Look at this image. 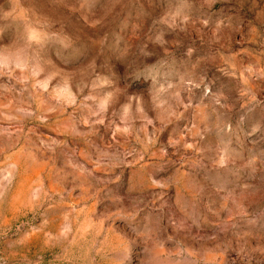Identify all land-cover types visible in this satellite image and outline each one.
<instances>
[{
  "label": "rangeland",
  "instance_id": "obj_1",
  "mask_svg": "<svg viewBox=\"0 0 264 264\" xmlns=\"http://www.w3.org/2000/svg\"><path fill=\"white\" fill-rule=\"evenodd\" d=\"M0 264H264V0H0Z\"/></svg>",
  "mask_w": 264,
  "mask_h": 264
}]
</instances>
